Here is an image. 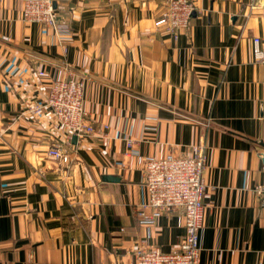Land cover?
<instances>
[{"label":"crops","instance_id":"crops-1","mask_svg":"<svg viewBox=\"0 0 264 264\" xmlns=\"http://www.w3.org/2000/svg\"><path fill=\"white\" fill-rule=\"evenodd\" d=\"M195 4L172 39L156 23L163 0H54L61 35L25 23L23 0H0V264H132L147 232L133 215L145 157L195 147L206 155L199 264H264L252 194L264 182V64L251 55L264 0ZM66 74L84 78L94 126L67 166L46 156L64 130L34 110ZM183 231L182 210H165L150 241L174 251Z\"/></svg>","mask_w":264,"mask_h":264},{"label":"built area","instance_id":"built-area-1","mask_svg":"<svg viewBox=\"0 0 264 264\" xmlns=\"http://www.w3.org/2000/svg\"><path fill=\"white\" fill-rule=\"evenodd\" d=\"M256 0H250L254 3ZM163 11L156 23L162 26L171 38L176 39L179 31L186 29L196 9L195 0H163ZM25 23L38 22L47 25L56 35H61L62 26L55 20L54 0H23L21 11ZM253 62L264 64V43L258 37L252 38ZM65 68V66H64ZM68 69V68H65ZM40 76L43 75L39 71ZM83 77L63 75L50 79L44 102L35 105L34 110H50L57 125L64 130V139L54 140L47 157H52L66 166L71 162L72 136L76 140L94 133V126L86 119L83 107ZM133 140L126 142L123 155L132 153ZM205 153L195 147L192 156H176L172 153L161 158L146 156L143 162V186L146 198L133 209L134 218L146 228V235L134 249L132 264H199V229L205 207L203 196L206 184L203 180ZM254 198L264 207V182L252 189ZM180 208L183 217V235L176 250L162 252L150 241L149 227L163 211Z\"/></svg>","mask_w":264,"mask_h":264},{"label":"water","instance_id":"water-1","mask_svg":"<svg viewBox=\"0 0 264 264\" xmlns=\"http://www.w3.org/2000/svg\"><path fill=\"white\" fill-rule=\"evenodd\" d=\"M71 141L72 142H76L74 136H72ZM117 179H118V177H116V176H114V177L113 176H109V175L103 176V180H106V181H114V180H117Z\"/></svg>","mask_w":264,"mask_h":264}]
</instances>
